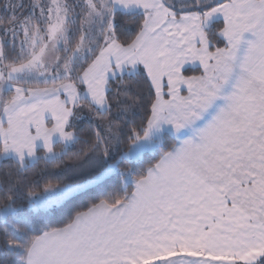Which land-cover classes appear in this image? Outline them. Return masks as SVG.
I'll return each instance as SVG.
<instances>
[{"label":"snow or ice","instance_id":"obj_1","mask_svg":"<svg viewBox=\"0 0 264 264\" xmlns=\"http://www.w3.org/2000/svg\"><path fill=\"white\" fill-rule=\"evenodd\" d=\"M0 165V264H264V0H2Z\"/></svg>","mask_w":264,"mask_h":264},{"label":"trees","instance_id":"obj_2","mask_svg":"<svg viewBox=\"0 0 264 264\" xmlns=\"http://www.w3.org/2000/svg\"><path fill=\"white\" fill-rule=\"evenodd\" d=\"M0 2H2V0H0ZM38 167H42V165H38ZM0 168H2V165H0ZM49 171H53V169L51 168V166H49Z\"/></svg>","mask_w":264,"mask_h":264},{"label":"rangeland","instance_id":"obj_3","mask_svg":"<svg viewBox=\"0 0 264 264\" xmlns=\"http://www.w3.org/2000/svg\"><path fill=\"white\" fill-rule=\"evenodd\" d=\"M187 67L191 68V65H189V66H187ZM187 74H193V73H192V72H188Z\"/></svg>","mask_w":264,"mask_h":264}]
</instances>
